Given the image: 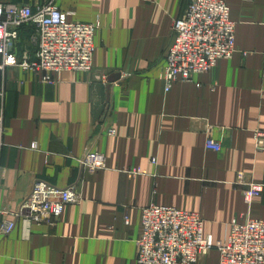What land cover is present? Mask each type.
<instances>
[{"label":"crops","instance_id":"obj_1","mask_svg":"<svg viewBox=\"0 0 264 264\" xmlns=\"http://www.w3.org/2000/svg\"><path fill=\"white\" fill-rule=\"evenodd\" d=\"M0 2L52 3L71 21L99 25L89 72L52 83L17 67L0 74V227L15 221L0 234V264H136L141 210L151 203L199 213L216 240L233 222L264 219V147L255 144L258 133L264 144V0H224L236 23L233 56L167 91L160 73L187 0ZM34 31L22 25L14 53L33 57ZM87 150L103 168L78 163ZM240 178L263 184L249 203ZM36 180L74 185L79 201L54 222L31 221L19 207ZM197 264H218V252Z\"/></svg>","mask_w":264,"mask_h":264},{"label":"built area","instance_id":"obj_2","mask_svg":"<svg viewBox=\"0 0 264 264\" xmlns=\"http://www.w3.org/2000/svg\"><path fill=\"white\" fill-rule=\"evenodd\" d=\"M26 23L35 26L29 38L33 57L26 49L20 55L14 53L18 28ZM98 28V23L69 20L68 13L52 3L33 9L27 4L0 2V74L5 67H17L40 74L44 82L52 83L59 73L89 72ZM235 28L224 0H187L173 22L172 41L160 73L165 90L175 82L190 81L194 75L208 71L219 59L231 58L236 50ZM3 98L4 87L0 85V148L4 135ZM114 133L115 129L107 132ZM262 136L256 134L260 147H264ZM206 147L220 150L219 143L210 137ZM97 154L86 153L78 162L90 171L101 169L104 159ZM136 173L138 170L131 171ZM237 183L244 186L242 197L246 203L263 190L259 182L243 183L240 178ZM56 196L58 200L51 199ZM79 198L74 185L58 188L36 180L19 212L27 211L31 221L51 223L61 216L67 204L76 203ZM141 226L135 241L136 264H197L198 257L211 250L218 252V264H264V219L233 222L225 238L216 240L204 233L199 213L151 203L142 208ZM14 227V220L4 223L0 234H8Z\"/></svg>","mask_w":264,"mask_h":264},{"label":"rangeland","instance_id":"obj_3","mask_svg":"<svg viewBox=\"0 0 264 264\" xmlns=\"http://www.w3.org/2000/svg\"><path fill=\"white\" fill-rule=\"evenodd\" d=\"M217 61H218V60H217ZM191 80H192V79H191ZM110 129H114V128H113L112 126H110V127H108V128L106 129V132H108V130H110ZM258 139L261 140L262 138L259 137ZM215 141H216V140H215ZM255 144H256V148H258V149H261V148H262V147H260L261 145L258 146L256 140H255ZM90 152H92V151H91V150H87V151L84 153V155H83L82 157H80L78 160H83V158L85 157L86 153H90ZM97 155H99V153H98ZM78 163H79V162H78ZM81 165H82V164H81ZM83 166H84V165H83ZM26 197H27V196H26ZM26 197H25V198H26ZM25 198H24V199H25ZM24 199H23V200H24ZM23 200H22V201H23ZM22 201H21V202H22ZM20 204H21V203H20ZM141 211H142V210H141Z\"/></svg>","mask_w":264,"mask_h":264},{"label":"trees","instance_id":"obj_4","mask_svg":"<svg viewBox=\"0 0 264 264\" xmlns=\"http://www.w3.org/2000/svg\"><path fill=\"white\" fill-rule=\"evenodd\" d=\"M21 27H22V25H21ZM21 27H19V28H18V33H19V31H20ZM31 46H32V45H31Z\"/></svg>","mask_w":264,"mask_h":264}]
</instances>
